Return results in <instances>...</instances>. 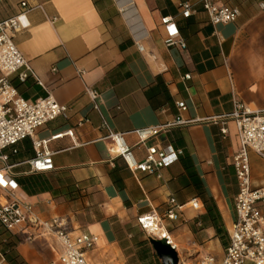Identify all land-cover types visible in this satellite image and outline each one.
<instances>
[{
    "label": "crops",
    "instance_id": "obj_1",
    "mask_svg": "<svg viewBox=\"0 0 264 264\" xmlns=\"http://www.w3.org/2000/svg\"><path fill=\"white\" fill-rule=\"evenodd\" d=\"M22 1L32 7L30 25L14 41L43 84L31 77L21 82L16 75L13 84L26 100L50 93L70 107L67 118L39 128V138L74 133L49 141L54 169L47 172L31 171L30 138L16 145V153L13 147L0 151L13 165L17 194L42 219L67 217L75 234L97 235L98 243L87 252L91 264H163L150 243L152 232L139 221L153 215L176 245L179 264H195L206 254L221 260L226 246L198 189L229 232L239 191L233 165L239 138L235 121L220 116L234 111L236 101L264 112V0H218L238 7L240 15L217 25L202 0H4L0 19L19 13ZM184 1L195 10L188 18L181 14ZM166 16L175 19L186 47L166 44L161 22ZM87 87L100 92V111L93 108ZM182 101L186 110L177 106ZM177 117L194 121L163 128L144 143L134 132ZM103 119L123 133L138 161L148 145L171 146L183 154L160 171V178L132 170L122 156L110 154ZM250 165L252 185L264 186V157L250 151ZM172 197L184 205L177 220L164 217ZM195 197L203 203L199 210L189 203ZM16 250L29 264H59L62 247L55 238L38 237L20 240ZM0 264H9L1 252Z\"/></svg>",
    "mask_w": 264,
    "mask_h": 264
},
{
    "label": "built area",
    "instance_id": "obj_2",
    "mask_svg": "<svg viewBox=\"0 0 264 264\" xmlns=\"http://www.w3.org/2000/svg\"><path fill=\"white\" fill-rule=\"evenodd\" d=\"M3 1L0 0V3ZM202 4L214 25L235 21L240 15L238 7L222 4L218 0H202ZM21 7V11L16 15L0 19V151L13 147V153H16L18 151L16 145L30 138L35 154L27 163L32 172H47L54 169V152L48 147L49 141L64 135L73 137L74 132L68 130L57 133L49 139L39 138L38 129L59 116L67 118L70 107L59 103L50 93L35 101L26 100L13 84L14 75L21 82L31 77L43 84L38 73L14 41L15 35L30 25L27 13L32 7L26 1L21 2ZM180 7L184 18H188L195 11L189 1L180 3ZM161 22L168 32L166 44L186 47L185 41L180 37L175 19L172 16H166L161 19ZM139 48L143 49L141 46ZM53 70L56 69L53 68ZM80 73L83 74L84 71ZM185 78H190V75H185ZM86 92L92 101L93 108L100 111L102 103L100 92L91 87H87ZM177 106L181 110L187 109L183 101ZM220 118L235 121L239 138V148L233 157L239 185V191L234 199L236 218L228 232L229 240L224 257L217 260L214 255L206 254L195 264H264V208L259 206L260 203L264 204V186L252 185L250 165V151H255L264 157V112L253 110L236 101L234 111L221 115ZM87 121L88 119L79 121L78 126H82ZM193 121L177 117L173 122L137 129L134 132L138 135L140 142L144 143L163 128ZM103 126L109 130L106 138L111 142L110 154L122 156L132 170L155 174L160 178L162 177L160 171L183 154L182 149H174L171 146L148 145L145 158L138 161L132 147L125 142L123 133L112 131L105 119H103ZM221 132L223 135L227 134L228 128L222 127ZM0 159L4 163L0 168V222L4 228L15 234L19 240L26 242H33L38 237L57 239L62 247L57 260L59 264H91L87 252L96 246L99 237L87 232L75 234L67 217L54 216L50 219H42L34 211L33 205L28 204L17 194L18 184L12 179L13 165L8 163L9 155L2 152ZM189 203L196 210L203 207L202 201L197 197ZM183 206L177 203L174 197L170 198L164 217L177 220L178 211L183 210ZM160 220L161 218L156 215L139 218L140 223L152 232L153 237L157 236L154 228H164ZM166 234L161 233L162 236H158L176 249L168 232Z\"/></svg>",
    "mask_w": 264,
    "mask_h": 264
},
{
    "label": "trees",
    "instance_id": "obj_3",
    "mask_svg": "<svg viewBox=\"0 0 264 264\" xmlns=\"http://www.w3.org/2000/svg\"><path fill=\"white\" fill-rule=\"evenodd\" d=\"M199 186V183H195ZM198 196H200L207 208V214L211 218L213 226L216 228L217 236L221 239L224 246L227 247L228 241L226 237L228 232L222 227V223L219 222V216L215 213V206L210 204V200L205 197V191L198 189ZM20 240L15 234L9 232L0 222V252L9 264H29L16 250V246Z\"/></svg>",
    "mask_w": 264,
    "mask_h": 264
},
{
    "label": "water",
    "instance_id": "obj_4",
    "mask_svg": "<svg viewBox=\"0 0 264 264\" xmlns=\"http://www.w3.org/2000/svg\"><path fill=\"white\" fill-rule=\"evenodd\" d=\"M149 240L163 264L180 263L178 252L165 239L150 237Z\"/></svg>",
    "mask_w": 264,
    "mask_h": 264
},
{
    "label": "bare ground",
    "instance_id": "obj_5",
    "mask_svg": "<svg viewBox=\"0 0 264 264\" xmlns=\"http://www.w3.org/2000/svg\"><path fill=\"white\" fill-rule=\"evenodd\" d=\"M117 1L119 2V4L123 3V0H117ZM154 230H155V232H154L155 235L162 236L161 233H165V235H167L165 229L160 230V229L154 228Z\"/></svg>",
    "mask_w": 264,
    "mask_h": 264
}]
</instances>
